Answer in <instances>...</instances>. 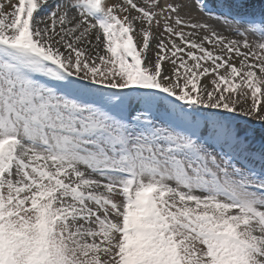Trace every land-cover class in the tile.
<instances>
[{
	"label": "snow or ice",
	"instance_id": "6c2138e0",
	"mask_svg": "<svg viewBox=\"0 0 264 264\" xmlns=\"http://www.w3.org/2000/svg\"><path fill=\"white\" fill-rule=\"evenodd\" d=\"M264 0H0V264H264Z\"/></svg>",
	"mask_w": 264,
	"mask_h": 264
},
{
	"label": "rangeland",
	"instance_id": "374dc122",
	"mask_svg": "<svg viewBox=\"0 0 264 264\" xmlns=\"http://www.w3.org/2000/svg\"><path fill=\"white\" fill-rule=\"evenodd\" d=\"M252 127L250 129V139L253 144L259 146L262 139H264V125L251 122Z\"/></svg>",
	"mask_w": 264,
	"mask_h": 264
}]
</instances>
